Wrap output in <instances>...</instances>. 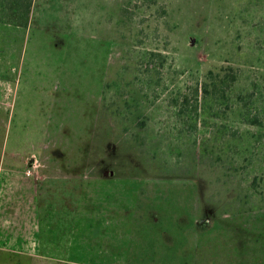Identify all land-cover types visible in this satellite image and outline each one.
<instances>
[{"label": "rangeland", "instance_id": "374dc122", "mask_svg": "<svg viewBox=\"0 0 264 264\" xmlns=\"http://www.w3.org/2000/svg\"><path fill=\"white\" fill-rule=\"evenodd\" d=\"M33 3L0 28V264H264V0Z\"/></svg>", "mask_w": 264, "mask_h": 264}, {"label": "trees", "instance_id": "16d2710c", "mask_svg": "<svg viewBox=\"0 0 264 264\" xmlns=\"http://www.w3.org/2000/svg\"><path fill=\"white\" fill-rule=\"evenodd\" d=\"M33 2L34 0H0V28H2V32L7 31L8 29L11 31H13L14 29H18L23 38V35L29 23L31 11L33 8ZM1 51H6V49L2 47ZM207 78L211 79L209 81L211 85L209 91L213 92L214 89L216 90L219 88L218 86H215L217 84L214 83L216 81L214 78ZM222 81L226 83H224L225 85H229L231 83L229 82V80H225V76L224 78H222ZM195 88L197 91L199 90L198 86H196ZM202 89L204 91H207L208 88H206V82H204V86ZM185 99L186 98H184L183 101H185ZM170 103L174 106L178 105L179 113L185 111L184 107H181L184 103H178L177 97L170 98Z\"/></svg>", "mask_w": 264, "mask_h": 264}, {"label": "crops", "instance_id": "0c3cea01", "mask_svg": "<svg viewBox=\"0 0 264 264\" xmlns=\"http://www.w3.org/2000/svg\"><path fill=\"white\" fill-rule=\"evenodd\" d=\"M35 2V0H34ZM34 5V3H33ZM19 198V197H18ZM20 202L18 201L17 205H19ZM17 205H12V202L10 201V197H9V200L6 201V200H1V209H0V230H6L8 231L9 228H13L14 225H18L17 227H19L21 224H27L28 223V220H27V214H24L26 215V218L23 219L22 221L18 218H15L16 216L15 215H18L20 216V211H17V213H15L14 211L17 209L16 207L14 206H17ZM43 208L39 207V210L41 211ZM11 211H13L11 213ZM66 213V212H65ZM68 215V212L66 213ZM57 222V221H55ZM65 224H67V217L65 218Z\"/></svg>", "mask_w": 264, "mask_h": 264}, {"label": "built area", "instance_id": "2783aa9c", "mask_svg": "<svg viewBox=\"0 0 264 264\" xmlns=\"http://www.w3.org/2000/svg\"><path fill=\"white\" fill-rule=\"evenodd\" d=\"M29 173H30V170L28 169V170H27V174H29Z\"/></svg>", "mask_w": 264, "mask_h": 264}, {"label": "water", "instance_id": "95a60500", "mask_svg": "<svg viewBox=\"0 0 264 264\" xmlns=\"http://www.w3.org/2000/svg\"><path fill=\"white\" fill-rule=\"evenodd\" d=\"M193 41V40H192Z\"/></svg>", "mask_w": 264, "mask_h": 264}]
</instances>
